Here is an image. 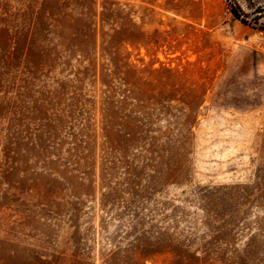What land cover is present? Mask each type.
Returning a JSON list of instances; mask_svg holds the SVG:
<instances>
[{
  "label": "rangeland",
  "instance_id": "obj_1",
  "mask_svg": "<svg viewBox=\"0 0 264 264\" xmlns=\"http://www.w3.org/2000/svg\"><path fill=\"white\" fill-rule=\"evenodd\" d=\"M0 264H264V0H0Z\"/></svg>",
  "mask_w": 264,
  "mask_h": 264
}]
</instances>
